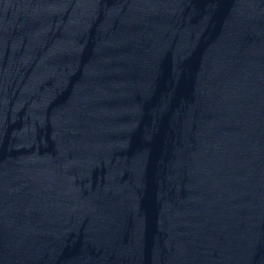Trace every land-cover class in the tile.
<instances>
[{
	"label": "water",
	"instance_id": "obj_1",
	"mask_svg": "<svg viewBox=\"0 0 264 264\" xmlns=\"http://www.w3.org/2000/svg\"><path fill=\"white\" fill-rule=\"evenodd\" d=\"M0 264H264V0H0Z\"/></svg>",
	"mask_w": 264,
	"mask_h": 264
}]
</instances>
